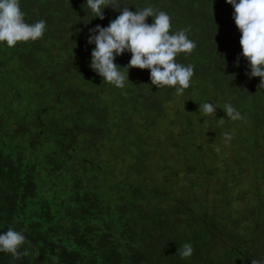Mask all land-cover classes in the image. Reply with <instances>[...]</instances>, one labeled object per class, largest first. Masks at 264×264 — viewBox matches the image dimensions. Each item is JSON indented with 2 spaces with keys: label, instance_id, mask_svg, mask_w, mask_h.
I'll use <instances>...</instances> for the list:
<instances>
[{
  "label": "trees",
  "instance_id": "obj_1",
  "mask_svg": "<svg viewBox=\"0 0 264 264\" xmlns=\"http://www.w3.org/2000/svg\"><path fill=\"white\" fill-rule=\"evenodd\" d=\"M118 3L165 11L172 32L187 30L196 48L176 60L194 67L191 85L177 96L139 68L123 89L105 83L90 67L89 29L120 11L101 20L86 0H20L46 31L0 42V234L21 232L27 253L0 252V264L264 262V88L246 75L233 6ZM204 102L215 115L201 114ZM225 103L243 118L229 119ZM185 243L193 254L181 258Z\"/></svg>",
  "mask_w": 264,
  "mask_h": 264
},
{
  "label": "clouds",
  "instance_id": "obj_2",
  "mask_svg": "<svg viewBox=\"0 0 264 264\" xmlns=\"http://www.w3.org/2000/svg\"><path fill=\"white\" fill-rule=\"evenodd\" d=\"M233 6V19L241 33V55L248 61L249 78L259 77V88H264V0H226ZM86 11L93 13V18L105 19L104 9L111 6L120 11L107 27L96 25L89 29L91 33L88 43L95 47L91 52L90 67L102 77L103 82L123 89L129 80V70L139 68L150 70L151 85L157 89L174 88L177 96H182L191 85L194 75L192 65L177 63L181 53L190 55L196 44L188 38L186 29L171 31V18L162 10L152 6L137 7L130 10L129 5L120 6L118 0H86ZM131 5V4H130ZM153 18V23L147 22ZM46 31V21L39 20L34 24L25 21V13L21 10L20 0H0V42H6L9 48L18 42L37 41L42 39ZM125 52L131 53L127 65L120 66L117 56ZM239 65V58L237 59ZM123 68V70H121ZM222 109L233 121L242 119L240 112L230 103ZM217 106L210 102L199 103V111L203 116L216 114ZM220 123H223L221 118ZM229 133L224 134L225 142L231 140ZM25 243V236L12 228L0 234V252L10 253L19 259L26 252L19 249ZM181 258L191 257L193 247L185 243L178 250ZM252 264H264L252 260Z\"/></svg>",
  "mask_w": 264,
  "mask_h": 264
}]
</instances>
